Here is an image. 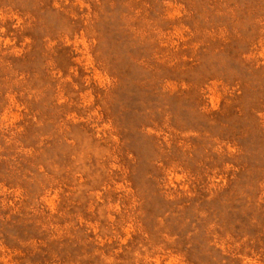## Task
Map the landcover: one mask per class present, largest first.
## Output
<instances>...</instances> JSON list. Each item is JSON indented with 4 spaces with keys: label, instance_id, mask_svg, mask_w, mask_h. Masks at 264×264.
<instances>
[{
    "label": "rangeland",
    "instance_id": "rangeland-1",
    "mask_svg": "<svg viewBox=\"0 0 264 264\" xmlns=\"http://www.w3.org/2000/svg\"><path fill=\"white\" fill-rule=\"evenodd\" d=\"M0 264H264V0H0Z\"/></svg>",
    "mask_w": 264,
    "mask_h": 264
}]
</instances>
